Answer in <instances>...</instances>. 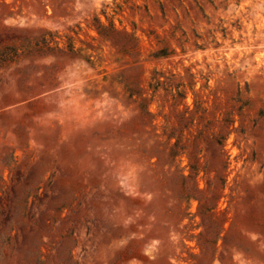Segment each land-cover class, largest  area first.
Instances as JSON below:
<instances>
[{
    "label": "rangeland",
    "instance_id": "obj_1",
    "mask_svg": "<svg viewBox=\"0 0 264 264\" xmlns=\"http://www.w3.org/2000/svg\"><path fill=\"white\" fill-rule=\"evenodd\" d=\"M0 264H264V0H0Z\"/></svg>",
    "mask_w": 264,
    "mask_h": 264
}]
</instances>
